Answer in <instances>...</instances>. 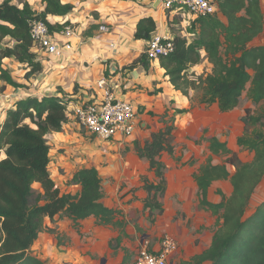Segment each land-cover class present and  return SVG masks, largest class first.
Wrapping results in <instances>:
<instances>
[{
	"label": "trees",
	"instance_id": "obj_1",
	"mask_svg": "<svg viewBox=\"0 0 264 264\" xmlns=\"http://www.w3.org/2000/svg\"><path fill=\"white\" fill-rule=\"evenodd\" d=\"M13 1L0 3V81L19 88L3 68V60L14 58L25 64L29 68L25 78L39 73L41 65L31 52L29 23L39 18L50 32L59 31L62 27L51 25L47 16L64 17L72 6L61 4V0H40L43 11L37 14L28 3L19 8ZM214 2V15L189 23L186 33L190 41L172 29L173 52L157 61L175 91L186 97L189 91H200L198 103L206 107L216 104L222 114L239 107L245 94L255 109L244 110L240 119L243 131L236 146L254 156L250 163H242L225 142L215 137L201 138L208 157L192 177L198 208L216 218V230L210 246L185 264H264V201L246 217L251 197L264 178V46L251 45L263 32V12L260 0ZM155 30L152 18H142L136 24L134 38L149 41ZM7 38L13 45L1 47ZM203 60L210 71L200 75L192 72ZM150 61L141 55L130 68L140 65L148 69ZM67 108L68 101L56 97L19 100L0 125V264H47L30 249L46 228V220L53 222L55 217L70 219L75 228L90 217L97 226L119 230L125 226L123 220H117L119 210L101 203V178L96 169L74 173L70 183L80 187L74 196L60 194L50 178L46 137L61 132L68 119ZM174 130L171 120L164 121L163 128L152 133L142 147L135 144L137 156L148 163L158 180L151 183L143 179L142 189L148 195L143 208L150 217L155 211L163 213L159 200L165 194L166 181L160 157L162 153L173 154ZM214 157L223 158V163L213 164ZM228 166L234 173H229ZM223 181L229 182L231 194L225 197L219 192L221 201L209 202L210 187ZM34 184L40 186V192L34 191ZM120 239L114 242L118 244Z\"/></svg>",
	"mask_w": 264,
	"mask_h": 264
},
{
	"label": "crops",
	"instance_id": "obj_2",
	"mask_svg": "<svg viewBox=\"0 0 264 264\" xmlns=\"http://www.w3.org/2000/svg\"><path fill=\"white\" fill-rule=\"evenodd\" d=\"M156 1L61 0V4L72 6V11L64 17L47 16L46 19L54 27L63 28V24L74 27L76 37L71 40L72 49L64 50L60 57L35 56V61L41 65V71L29 78H25L29 72L25 64L18 63L14 58H7L2 62L3 68L20 87L13 88L0 81V125L5 119L6 112L19 100L43 97L66 99L68 101L66 124L61 132L46 137L49 146L50 178L60 194L74 196L80 192L78 185L70 183L74 173L80 169H96L101 178L103 193L101 203L109 209L119 210L121 216L117 220H123L125 223L124 228L119 230L110 226H97L93 217L80 221L76 228L66 217H55L53 222L46 220L45 225L53 232L40 233L30 250L36 252L37 257L47 264H122L127 260V253L134 251L136 257L145 242L148 243V249H157L161 237L168 233L176 239L178 246L170 259V264H185L202 254L211 244L214 232L210 230L212 216L210 213L208 221H200V224L198 221H191V227L188 228L191 215L189 209H181L180 199L171 206L172 209L164 205L168 183L166 172L175 163L171 158L176 157L174 144L172 155L162 153L160 157L165 166L166 181L165 194L159 200L163 209L160 216L165 214L169 216L172 211L175 216L177 213V217H183L184 220L173 225L165 224L162 233H167L161 237L155 236L156 231L150 232L144 224L142 228L143 230L146 228L147 233L141 237L137 234L135 226L137 223L135 224L134 220L142 222L143 213L146 218L153 219L149 216V211L143 208V200L148 197L142 189L143 179L151 183L158 180L154 173L149 171L148 163L137 156L135 144L142 147L152 133L163 128L164 121L171 120L175 127L180 119L186 116L192 128H202L203 135L208 130L209 134L205 137H215L219 141H221L219 135H214L211 127L214 122L222 123L223 119L230 117L239 132L230 136L229 144L236 145V139L243 131L240 119L244 116V110L253 106L245 98V94L239 107L225 114L219 112L216 104L206 107L196 103L193 106L191 101L195 92L189 91L186 97L175 91L157 60H151L148 69L140 65L130 68L138 57L145 55L147 48L148 41L134 38L136 24L142 18L153 19L156 24L155 33L169 34L172 37L173 29L174 32L185 36L188 41L191 39L186 29L192 19L184 13H170ZM25 2L37 14L43 11L40 0H22L14 5L21 8ZM260 2L264 18V0ZM103 24L110 28L108 33L98 30ZM263 36L264 27L263 32L251 45L264 46V39L261 38ZM207 66L209 72L210 66L208 64ZM193 70L194 68L191 69ZM101 79L106 81L117 99L129 102L135 108L136 125L133 135L128 139L117 137L103 141L88 134L72 117V109L76 105L91 102L100 95L97 83ZM173 136L176 137L175 130ZM245 155L246 161L241 157H238L239 160L242 163H250L253 160V153L246 151ZM227 169L230 174L234 173L233 167L228 166ZM192 181L197 191L193 178ZM176 183L182 187L183 182L179 178L176 179ZM216 183L221 182L212 184L208 197ZM34 186L38 192L41 191L38 184H34L33 188ZM219 192L224 195L221 190H216L218 201L212 202L209 199L208 201L219 203L221 201ZM231 192L232 189L229 195ZM263 201L264 178L251 197L246 217H249ZM195 206L196 214L204 218L201 213L206 211L199 209L198 203ZM139 216L141 218L138 220ZM118 237L121 239L116 244L114 240ZM111 243L114 248L109 247ZM117 251L119 253L113 256Z\"/></svg>",
	"mask_w": 264,
	"mask_h": 264
},
{
	"label": "built area",
	"instance_id": "obj_3",
	"mask_svg": "<svg viewBox=\"0 0 264 264\" xmlns=\"http://www.w3.org/2000/svg\"><path fill=\"white\" fill-rule=\"evenodd\" d=\"M163 9L170 13H184L192 21L214 15L217 6L214 0H157ZM31 39V52L34 56L60 57L64 50L72 49L71 40L76 37L72 25H64L59 31L50 32L49 28L39 18L29 23ZM102 33H108L107 25H100ZM173 39L169 34L153 33L147 42L145 55L150 60L166 57L173 52ZM100 95L91 102L78 104L72 109V117L76 123L88 134L103 141L115 138L128 139L133 135L136 125V112L134 106L114 95L113 90L101 79L97 83ZM148 243L137 253L132 264H170V259L177 250L174 237L164 234L158 248L150 250Z\"/></svg>",
	"mask_w": 264,
	"mask_h": 264
},
{
	"label": "rangeland",
	"instance_id": "obj_4",
	"mask_svg": "<svg viewBox=\"0 0 264 264\" xmlns=\"http://www.w3.org/2000/svg\"><path fill=\"white\" fill-rule=\"evenodd\" d=\"M1 1V0H0ZM22 2V0H14L13 4H17ZM32 3V2H31ZM32 5H34L32 3ZM264 39V36L261 37ZM9 46L13 45V41H11L9 38L5 39L1 45L3 46ZM207 63L205 60L201 62V65L194 67V70L192 72L196 73L197 75L203 74L207 71ZM201 92L197 91L195 92V96H193L191 105H195L198 103V98L200 96ZM199 104V103H198ZM254 110L255 108H251ZM189 123V124H188ZM212 130L213 134H218L219 138L222 142H225L229 149L231 150L232 153L236 154L237 157H241L246 161V151L238 148L235 143H232V145L229 144L230 141V136L235 135L239 132L238 128L235 127L232 123V119L228 117L227 119H223L222 123H213L212 125ZM207 133L203 135L202 133V128H192L190 122L187 121L186 116H184L183 119H180V122H178L177 126H175V141H174V150L176 149V157H172L171 159L174 160L175 163H173L171 168L167 169L166 172V178H167V192L164 197L165 204L167 208H171V206L177 202L178 199H180V206L182 207L181 209H189V215L190 218L188 220V228L191 227L190 222H195L198 221L200 224V221H208L207 218L211 216L209 212H204L201 213L204 215V218L199 217L196 213V206L198 203V195L197 191L195 189L194 183L192 181V173L196 172L198 167L202 164L205 163L206 158H207V152L201 145V138L207 136ZM213 164H221L223 163L224 159L223 158H217L214 157L212 159ZM169 161V160H168ZM170 162V161H169ZM231 168L229 167V170ZM231 171V170H230ZM232 173V172H231ZM179 178L182 183V187L180 188V185L176 183V179ZM141 181V180H140ZM142 182V181H141ZM34 191L38 192L36 186H34ZM221 190L224 195L227 197L231 191V188L229 186V183L226 182H221V183H216L214 184L213 188L211 189V193L208 197L210 201H218L219 197L216 196V190ZM134 192V191H133ZM172 209V208H171ZM250 209V208H249ZM153 219L150 220V218H146L145 214L143 213L142 215V222H138L137 220H134V223L137 225V234L141 237L143 234L147 233L146 228L143 230L142 225L148 227V230L151 232L152 230L156 231V235L158 237H161L164 233V225H173L176 223L181 222V220H184L183 217H177V213L175 216V213L171 211V214L168 216V214H165L164 216H160L157 214L155 211L154 214L152 215ZM141 217L139 216L138 220ZM143 219L145 222H143ZM199 219V220H198ZM152 221V222H151ZM162 221H165L163 224ZM202 226V225H201ZM48 226L46 225V228L41 232L42 234L47 233L51 234L52 232L47 228ZM211 232H214L216 230V222H215V217L211 216V227H210ZM169 234V233H168ZM171 236V235H170ZM138 237V236H137ZM173 237V236H172ZM176 240V239H175ZM177 242V241H176ZM115 246V244H113ZM36 253V252H35ZM119 252H114L113 256H116ZM38 255V254H37ZM126 262L122 264H132L134 261V251L129 252L126 254ZM45 262V261H44Z\"/></svg>",
	"mask_w": 264,
	"mask_h": 264
},
{
	"label": "water",
	"instance_id": "obj_5",
	"mask_svg": "<svg viewBox=\"0 0 264 264\" xmlns=\"http://www.w3.org/2000/svg\"><path fill=\"white\" fill-rule=\"evenodd\" d=\"M158 3V1H156Z\"/></svg>",
	"mask_w": 264,
	"mask_h": 264
}]
</instances>
